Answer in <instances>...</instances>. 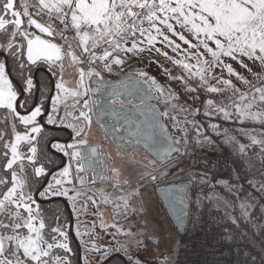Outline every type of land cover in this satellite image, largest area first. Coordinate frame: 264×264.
<instances>
[{
	"label": "snow or ice",
	"instance_id": "obj_1",
	"mask_svg": "<svg viewBox=\"0 0 264 264\" xmlns=\"http://www.w3.org/2000/svg\"><path fill=\"white\" fill-rule=\"evenodd\" d=\"M23 12L17 11L14 8V0H0V11L4 16L11 14L13 20H7L4 16H0V30L7 31L8 27H12L11 38L7 43V50H10V55L19 59L17 53L20 51V45L17 44V38L20 41H26L27 61L35 63L37 60H46L55 65L61 60V48L52 43L50 40L42 39L39 35H33L30 28L38 29L40 33H44L49 37L56 34L57 29H60V36H64V30L72 29L75 31V38H78V47L82 52L78 56L71 50L72 45H68L67 56H70L74 62L81 61L85 56H90V60L84 62L95 63L103 61L104 67L108 68V61L112 64L120 65L124 61L120 54L141 55L144 52L151 54L155 52L162 55L166 60L171 61L173 65H177L187 70L186 76H172L171 80L189 79L192 76H198L200 84L197 87L190 89L191 92L198 91L203 88L208 93L222 92L224 89L220 85L231 86L233 88V96L229 98L238 119L262 121L264 122V110L253 111L254 105L264 104V88H251V100H248V94L242 93L238 88L232 85L230 79H224L223 76H213L212 70L215 68H224L229 76H235L243 83H249L243 76L237 73L231 64L225 63L224 58H229L240 64L242 68L251 69L244 62L246 57L254 63L259 61L264 65V0H37L35 5L25 4ZM29 7L38 9L37 15L47 10L50 17L49 23H40L32 18V14L28 11ZM22 17H27V26H24ZM180 25L184 30L191 33L192 39L187 38L183 32L177 31L172 23ZM147 22V28L142 25ZM62 26V28L60 27ZM139 33V38L137 37ZM154 33V34H153ZM167 33L178 37L187 48L181 47L180 43L173 40ZM125 37H129L131 46H128V41ZM142 38V39H140ZM193 39L196 43H193ZM123 42V45H122ZM157 43L164 45L166 48H171L174 53L184 56V60L173 59L168 55L167 51L161 52L157 47ZM215 45V47L210 46ZM143 45V46H142ZM201 48L203 51H201ZM102 50V54H98L97 50ZM2 54V53H0ZM23 55V53H21ZM210 56L211 59H204L205 56ZM195 60L196 63H188L185 60ZM21 70L23 63L20 64ZM6 61H0V108L9 110L17 116L25 125L35 124L37 117L41 115V107L36 106L28 115L20 116L16 112L17 93L12 87L11 81L8 79L6 72ZM196 68V72H193ZM167 73V69H165ZM94 73L90 69L87 75L92 76ZM85 73L80 72V83L83 84ZM99 75V73H95ZM140 77L145 80H152V84L156 82L153 78L147 77L144 72L139 73ZM207 77H212L216 81L215 86H208ZM32 79L26 80L28 86L25 90L30 91L32 87ZM56 88L63 92H68L61 82L56 84ZM155 90L160 96L165 97V108L167 109L174 95L170 92L166 94L165 88L156 86ZM71 91L73 97H85L83 106H89V100L86 98L88 92ZM112 103H119L118 93H112ZM58 97H52V103L55 106L58 103ZM193 99H198L194 97ZM79 102V101H77ZM207 111L206 115L213 112L221 114L224 119H229L230 114L225 107L214 105V101L209 99L204 102ZM22 106V105H21ZM173 110L176 108L173 105ZM181 112L188 113L189 109L181 107ZM194 114V113H193ZM168 111L161 113V116H169ZM80 117L84 121L90 118L84 111L80 112ZM176 120L175 117H170ZM77 118V123H80ZM48 123H55L52 115H49ZM192 128L195 129L196 140L195 144L203 146L205 143L210 144L211 139L201 131L199 124L195 121H188ZM177 127L185 132L188 129L177 123ZM214 129L216 125H209ZM41 132L39 126L31 127L30 133L20 135L15 134V139L10 145L11 156L5 152L7 163L3 168L5 171L11 170V187H7L8 181L0 179V186L7 187V191L3 193L0 199V264H65V259L60 256H53V248H61L70 251L66 243H56L55 237H52L53 242H47L41 235V231L45 228L43 220L39 222L37 227L33 221L37 219L38 209L34 208L35 199L24 191L26 181L29 179L25 175L26 165L23 163V157L18 153V144L20 141H35L36 137L32 134ZM221 133L217 130V135ZM245 135H250L244 133ZM81 133H77L80 136ZM223 135L227 142H232L233 137L228 136L227 132ZM4 136L0 132V139ZM252 144H260L264 148V140H257L254 136H250ZM78 143L83 144L80 140ZM185 147V152L191 147L187 135L182 136L179 141ZM4 148H9L8 143L3 144ZM70 160L79 158L80 152L77 151V144H68L66 147L56 145ZM246 145H239V151L244 152ZM31 155L26 157L28 162H33L36 159L37 148L33 144L29 148ZM179 153V147L176 148ZM20 161L18 164L17 162ZM17 165L16 168L13 166ZM35 177L39 178L45 174L43 167L34 168ZM191 175V182H197L195 174ZM59 178H56V177ZM56 185L63 183H72L70 165L62 171L54 175ZM156 179V177H152ZM205 176L202 174L199 183L203 184ZM218 183H221L218 181ZM227 184V182H223ZM115 187V185H113ZM17 189H20L18 192ZM230 190V189H229ZM264 192V185L259 189ZM51 195H67V189L56 190L50 182L45 191L40 192V196ZM79 195V193H78ZM134 196L135 193H130ZM210 198V197H209ZM93 204L95 199L89 197ZM112 202L116 208H120L119 204ZM245 215L252 207L250 204H243ZM124 209H127V201H125ZM27 213V216L24 214ZM115 227V225H113ZM23 229H27V234H23ZM57 232L58 229H52ZM87 231V228L85 229ZM119 231V229H117ZM60 235H64L60 232ZM139 244V241H137ZM97 252H100L99 247H95ZM107 249L100 252V258L107 256Z\"/></svg>",
	"mask_w": 264,
	"mask_h": 264
},
{
	"label": "rangeland",
	"instance_id": "obj_2",
	"mask_svg": "<svg viewBox=\"0 0 264 264\" xmlns=\"http://www.w3.org/2000/svg\"><path fill=\"white\" fill-rule=\"evenodd\" d=\"M36 3H37V0H14V4L19 5L18 6L19 8L15 10L21 11V12H23L24 10L23 6L25 4L35 5ZM28 11L32 14V18L36 19L40 23L52 22L50 21V17L47 13V10L41 12L39 15L36 14L38 9L35 7H29ZM6 19L11 21L14 18L9 13V17ZM22 19L24 21V26L28 27L27 17H22ZM60 27L62 28V26ZM12 30L13 28L11 27L10 34ZM29 30L31 34L39 35L41 36L42 39H45V40H50L52 43L57 44L61 48V60L58 63L61 69V73H60V77L58 81L56 82V84L58 82H61L64 88L68 89L69 91L63 92L61 90H58L55 84V89H54V93L52 97L57 96L59 99H58V103L54 106L52 103V98H51L50 105H49V112L47 115L48 117L46 119L47 122L49 119V115H52L55 119V123H57L58 125L67 124L65 119L62 117L63 115L62 112L67 107L78 103L77 102L78 97H73L71 95V91H79V89H81V85H82L80 83L81 70H83V72L85 73L83 77V85L85 84L84 81H86L87 78L89 77L87 73L89 72L90 69L92 70L94 74L100 73V74H107L111 76L119 75L123 71H134L138 74L141 72H144L147 74V77L153 78L155 80L156 82L155 85L152 84L151 79L147 80L150 83V85L154 88V90L156 86H161L165 88L166 94L170 92L172 95H174L175 99L171 101L169 107L166 109L165 108V97L160 96L159 93L155 90V92L159 95V98H160L159 104H160V108L162 112L168 111L172 117H175L176 119L182 118L183 120H185L184 126L188 129V131L185 132V135H187L189 143L190 142L193 143L196 140V133H195V129L192 128L191 124L187 123L188 121H195L197 124H199L202 132L208 133V137L211 139L213 143L212 144L205 143L203 146L197 144L195 147L197 149L194 151V153L198 149H201V147H206L208 149L215 148L216 150H219L220 152H222V150H220L221 149L220 141L221 140L223 141L224 139H226V137L223 135L224 132L221 133L220 135H217V132H214V130H212L209 127V125H213V124H209L207 122L208 118L204 114V110H203L205 106L204 102L214 97L213 96L210 97L208 95V92H206L203 88H199L198 91L196 92H191L190 91L191 88L185 83L186 79H183V80L169 79V74L172 76H177V77L186 76L187 70L184 71L180 66L173 65L171 61L166 60L162 55H158L155 52H152L151 54H149L147 51L141 55L120 54L124 62L120 65H114L112 64L111 60H109L108 68L104 67L103 61H96L95 63L84 62L86 60H90L91 59L90 56H85L81 59V61L74 62L70 56L66 55L69 44L72 45L71 50L74 51L78 56L82 52V49L78 47L79 40L78 38H75L74 30L72 29L64 30L63 34L66 37V39L61 38L60 29H57L56 34L53 37H49L44 33H40L39 30L35 29L34 27H31ZM137 37L139 38V33H137ZM125 40L128 41V46L130 47L131 46L130 38L125 37ZM23 43L25 45V57L27 59V55H26L27 43L26 41H23ZM122 45H123V42H122ZM162 47L163 48L159 47L161 49V52L167 51L168 55L172 57L173 59H175L173 56L175 54H173V51H171V49H168L164 46ZM97 52L98 54H102V50L98 49ZM224 59H225V63L231 64L237 73H239L240 75L244 74L245 77H247L248 79L251 78L252 74L248 71V69H246V71H242L240 69L242 67L240 66L239 63L232 61L229 58H224ZM37 61H46V60L41 59ZM46 62L51 63L49 61H46ZM57 62L55 64H57ZM244 62L245 63L247 62L246 57L244 58ZM255 66L256 65L254 64L253 68ZM250 67L251 65L249 64L248 68ZM165 69H167V73L165 72ZM212 73H213V76L215 77L223 76L224 79H227V76L229 75L228 72L224 68H215L212 70ZM230 78H233L234 81H237V78L235 76H231ZM143 79L145 80V78ZM207 79H208V86L211 85V82H212V85L214 86L216 85L215 79H213L212 77H208ZM249 82L251 83L252 81L249 80ZM262 82L263 80L255 82L254 87L261 85ZM236 84H238V82H236ZM241 86L244 87L246 86V84L239 85L238 88H240ZM12 87H13V84H12ZM194 97H198V99H193ZM173 105L176 108L175 111L173 110V107H172ZM181 107L189 109V112L185 113V112L179 111ZM253 109L255 111L264 110V104H261V106L254 105ZM42 112L43 111H41V114ZM28 114H30V112L27 114H23V115H28ZM39 117H37L36 121L39 119ZM21 124L22 126H24V129L18 130L17 132H15V134L19 133L20 135H24L25 133H30L31 127H34V126H39L40 128H42L41 124H39L38 122L37 123L35 122V124H32V125H25L22 122ZM76 125L71 124V128H73L72 126L76 127ZM227 126L229 127L228 130H231V132L227 131L228 136L233 137V134H234V132H232V129H233L234 131L238 132V139L242 142H245V144L248 142H251L250 136H254L257 140H264V122L262 121L245 120L241 124H231L228 122ZM39 133H34L32 135H34L37 138ZM244 133H248L250 135H245ZM15 134L13 135L12 140L9 144L8 158H10L11 156L10 145L15 139ZM174 134L178 136L181 135L178 129H175ZM33 142L34 141H31V142L30 141H20L18 144V153L22 157L24 155H27L28 149L24 150L25 146L26 144L33 143ZM56 145L61 146L60 144L54 143L52 145V148L59 149V147H56ZM182 153H185L184 145H183ZM192 154H193V150L191 149L185 158L191 157ZM19 162L20 161H18L17 163ZM15 166L16 165H14L13 167ZM35 167H38V166H35ZM256 171L257 169L251 167L248 171L249 175L246 177H240L239 182L242 183L244 179L246 180L250 178V176L253 178L257 176H261L256 182L257 185H260V183L264 182V174L262 173L261 175H258V172H257V175H256L255 173ZM57 173L59 172H56L50 177V179L47 181L46 186H44V188H42L40 192L45 191V189L48 188V185L50 182L52 183L53 188H55L58 191L64 190V189H67V191L70 190V185L69 186L67 185L68 183H63L61 185L55 184V180L53 179V177ZM120 173H121L122 181L132 180L131 176L128 175L125 172V170H122L121 167H120ZM178 174H180L183 178V174L182 172H180V169L178 171ZM144 177L145 179L143 180V183L141 184L143 185V187L140 186V188L143 189V201H144L146 211H147L146 212L147 213L146 222L150 224V227L154 232V236H157L160 239L159 247L158 246L154 247L150 245V243L147 242L145 239L139 242V244L136 243L129 228H126L122 225L124 222L122 220L123 210H119L118 213H115V214H118L119 217H118V220L114 222L108 221L107 216L109 217V215L105 213L106 210H92L90 213H87L88 210H86V213H81L80 211L75 210L76 212L78 211L77 212L78 214L74 213V216H73L76 220L73 232L76 238L80 241L84 239H92L96 242V244H98V246L109 249V252L122 253L128 259L129 264H173L178 254V251L182 245V240H183L184 235L179 236L178 232L176 231L174 227V224L170 220L169 216L165 213V209L163 208L161 202L158 200V197L156 196L155 183H150L151 178H150V175L148 174L147 169H145L144 171ZM56 178H59V177L57 176ZM8 187H11V183L9 184ZM6 191L7 189L5 190V192ZM17 191L19 192L20 189H17ZM40 192L38 193L37 197L41 200L51 197V193H49L47 196L42 197L40 196ZM72 195L73 193H71V196ZM31 196L35 199L34 195H31ZM75 197H73V200ZM69 202L72 205V199ZM121 205L122 203L120 204V206ZM37 206L38 204L36 202V204L33 205V207L37 209ZM76 207H81L80 203H77ZM24 215L27 216V213H25ZM36 215H37V219L34 220L33 223L38 227L39 222L41 220L37 213ZM81 223H85L88 226V230L86 231L85 234L81 233V231L79 230V226L81 225ZM113 225H115V227H113ZM117 229H119V231H117ZM23 234L25 235L27 234V229H23ZM41 235L43 236L42 231H41ZM56 243H66L68 245L67 236H65V234L62 235L61 237L57 239ZM60 249L61 248H53L52 254L53 256H60L64 258L65 264H67L68 260L66 256L61 255L58 252V250ZM81 260H82V264H97L101 260V258H100V255L98 254L91 257L89 254L83 251Z\"/></svg>",
	"mask_w": 264,
	"mask_h": 264
},
{
	"label": "trees",
	"instance_id": "obj_3",
	"mask_svg": "<svg viewBox=\"0 0 264 264\" xmlns=\"http://www.w3.org/2000/svg\"><path fill=\"white\" fill-rule=\"evenodd\" d=\"M18 6V4H14L15 9L19 8ZM0 16H4V13L2 11H0ZM8 17L9 14L4 16L5 19ZM172 23L176 27L177 31L183 32V34L187 38L192 39L191 33L184 30L180 25L175 24V21H172ZM148 26L149 25L147 24V22L142 25V27L145 28H147ZM10 28L11 26L7 28V31L0 30V52L3 53V56L0 55V61L6 60L10 77L16 83H19L23 87L24 94L20 99L19 109H25L29 107L33 100L35 87H31V91H26L25 89L28 87L26 85V80L28 78H33L34 70L39 66L48 68L54 80L57 79L60 72L56 67V64L52 65L51 63H48L46 61H36L35 63H29L25 57V45L23 41H20L19 38H17L16 41L17 44L20 45V51L17 53L19 59H16L12 55H10V50H7V43L11 38ZM167 34L177 43H180L182 49L187 48L186 45L179 41L178 37L172 36L171 33ZM193 43H196L194 39ZM156 46L163 48L162 46L164 45L161 46V44L157 43ZM210 46L215 47V45L211 44ZM201 51H203L202 48ZM21 53H23V55H21ZM173 54H175L173 55L175 59H185L183 55L174 52ZM204 59L210 60V56L206 55ZM185 62L192 64L196 63L194 59L190 61L185 60ZM21 63H23L24 65L22 70L20 67ZM58 63L59 61L57 62V64ZM246 64L248 66L249 64L251 65V78L248 79L244 74L241 76H243L248 82L249 80H251V83L249 82L246 84V86H241L240 88H238L239 85H244L245 83L238 79L237 81H234L233 78H230L229 75L227 76V79H230L232 85L238 88L240 92L247 93L248 100H251V88L254 87L255 82L263 80L261 85L255 87L264 88V65H262L259 61L254 63L249 59H247ZM254 64L256 66L253 68ZM240 69L242 71H246L247 68ZM183 70L186 71V69ZM192 71L195 72L196 68H193ZM37 80L39 83L40 91L39 99L42 98L43 102H45L50 92L51 78L45 73H39L37 75ZM32 82L35 83L34 80H32ZM236 82H238V84H236ZM185 83L190 88L197 87V85L200 84V79L198 76H192L189 79H186ZM210 86H214L212 85V82ZM220 87L224 89L222 92L208 93V95L210 97H214L211 99L214 101V105L225 107L226 111L230 114V118L224 119L221 114L216 113L214 110L212 113L206 115V105L204 106L203 110L204 114L208 118L207 122L209 124L217 126L216 129L210 127L212 130H214V132H217V130L220 133L227 131L231 132V130H228V122L231 124H241L245 120L238 119L236 117L234 109L230 103L229 98L233 96V88L231 86L224 85H221ZM257 106H261V104ZM253 111L255 110L253 109ZM23 129L24 126H22L17 116L12 114L7 109L0 108V132L4 133L3 138L0 139V179H6L8 181L7 187L11 183V170L5 171L3 166L4 164H6L8 158L4 156V153L7 152L9 156V148H4L3 144H10L15 132ZM232 132H234L232 142H227V139L220 141L221 146H224V148L228 149L233 155L234 161L232 167L230 168H227L219 163H214L210 166H206L201 162H198L194 153V151L197 149L195 148L197 145L195 144V141L193 143H189L191 146L189 148V151L191 149L193 150V154L191 157L185 158L189 151L180 153L175 155L168 162L161 164L160 166H165L170 162L175 163V165H179L180 172H182L183 174V178L185 180H188L189 182L191 180L190 174L194 173L196 176L197 182H191L188 191V196L191 202V214L186 231L195 230L196 216L198 214L200 206L204 205L205 201H203V194H205L207 200L205 203L206 206H208L211 212L214 211L217 213L219 224L227 231L231 239L234 242H241L250 245V247L256 250L260 258L264 262V192H261L259 190L260 186L264 185V182L260 183V185H257L256 182L261 176H257L255 178L250 176V178L246 180L244 179L242 183L239 182L240 177H246L249 175L248 171L251 167L257 169V171L255 172L256 175L257 172L258 175H261L262 173L264 174V148H262L260 144H252L251 142L245 144V142H242L238 139L237 131H234L232 129ZM203 133L208 136L207 132ZM49 138L50 132L45 135H41L35 142L37 146V152L35 154L36 159L34 162H32V164L35 163L36 165H45L47 158L50 156V153L47 149ZM212 143L213 142H211V144ZM28 145L29 144H26L25 148ZM239 145L247 146L244 152L239 151ZM212 151H216V149L214 148L212 149ZM25 165V175L29 177V179L26 181V184L29 186H26L24 188V191L28 194L33 195L43 184L45 175L37 178L34 175V171H31L29 164L26 163ZM145 166L147 169L146 164ZM202 174L205 176V181L203 184L198 182ZM218 181H220L221 183H218ZM223 182H227V184ZM7 187L0 186V199H2L3 193L5 192ZM245 203L252 205V207L247 211L246 215L244 214L245 209L244 207H242V205ZM60 207L62 206L58 200L38 204V215L40 217V220H43L45 224V228L43 230L44 238L48 241L52 240L51 238L54 236V232L52 231V229H60L59 225H61L62 223H67L68 221L66 212H64L63 210H59ZM165 213L167 214L166 211ZM64 217H66L65 220ZM179 236H181V234H179ZM142 240L143 239H140V241ZM58 252L60 253V251ZM119 262L122 264L121 261ZM70 264H78L75 252L70 258Z\"/></svg>",
	"mask_w": 264,
	"mask_h": 264
},
{
	"label": "flooded vegetation",
	"instance_id": "obj_4",
	"mask_svg": "<svg viewBox=\"0 0 264 264\" xmlns=\"http://www.w3.org/2000/svg\"><path fill=\"white\" fill-rule=\"evenodd\" d=\"M0 55L3 56V53ZM56 67L61 73V69L59 68L60 66L56 64ZM5 71L9 79L11 80L15 91L17 92L18 90L17 96H19L20 94V89H22L24 94L23 87L19 83H16L10 77L7 68V62H6ZM123 72H121L119 75L116 76L100 74V73L97 76L107 77L112 80H117ZM39 73H45L51 78L50 92L45 102H43L42 98L39 99L40 91H39V83L37 80V75ZM60 73L57 79L54 80L48 68H45L43 66L37 67L34 70L33 78H31L35 82L32 83V87H35L32 103L29 105L28 108L25 109H19V104L18 107L16 108V112L19 113L20 116L31 112L36 106H40L43 111L39 119L36 121V123L38 122L39 124H41L42 127L41 132L38 134L36 140L33 143H28L29 145L24 149V150L28 149V151H27V155L23 156L24 158L23 163L29 164L31 171L32 170L34 171L35 166L43 167L44 171L46 172V175L43 179V183L46 178H48L49 180L53 174H55L56 172H60L65 167H69L70 165L72 183L67 184L68 186L70 185V190L67 191V195H51L50 198L42 199V200H51V201L58 200L62 206L59 208V210H63L67 214V220H68L67 223H62L61 225H59L60 230L58 229L57 232H54L53 237L56 238L55 240L56 242L57 239L62 236L60 235V232H63L65 236H67L68 248L70 249V251H66L64 249L62 250L60 249L58 251H60L61 255L66 256L68 260L67 264H70V258L75 252L77 256V263L79 264L78 259H80L82 264L81 256L83 254V251H85L87 254H89L92 257L95 256L96 254L100 255V252H103L105 249H107V248H100V252H97L95 250V247H97L98 244H96L94 240L84 239L80 241L74 235L79 244V249H78L77 244L72 238L70 234V226L72 223V232H73L76 222L75 218L73 217L74 213L78 214L77 213L78 211H80L81 213H86V210H88L87 213H90L92 210H106L105 213L108 214L109 217L107 215L105 216H107L109 222L117 221L119 215L115 213H118L119 210H123L122 220L124 222L122 225L126 228H129L136 243L137 241L141 242L140 239H145L147 242L150 243V245L154 247L156 246L159 247L160 239L157 236H154V232L151 229L150 224L146 222L147 211L143 201V189H141L140 186L143 187V185L141 184L145 179L144 177V171L146 169L145 164L147 165V171L151 178L150 183H155V187H156L159 183L165 182L168 179L167 177L163 180H158L157 175L161 172L162 169L175 166V163L170 162L165 166H160L161 164L157 165L156 163L152 162L145 155L144 150H142L139 146H135L134 143L132 142V139H130L127 136V133L124 132V130L121 129L120 127L116 128L117 135H115L116 139L120 142V146H117L114 143V136L107 135L104 131L102 124L98 123L97 119L100 118L102 121L106 122L108 121L107 117L110 113V110L113 109L122 110L124 108H133L134 104L131 101L124 102L119 99L120 102L115 105L111 101V105L109 107L108 105H106V102L102 98V96L97 94V89L89 88L88 79L90 76L87 78L86 81H84L85 84L81 85V89H79V92H85L86 90H90L88 92V96L86 97L89 100V106L87 108L83 106V99L85 97H78L79 102L77 104L67 107L62 112L63 114L62 117L67 122L66 125H58L57 123H48L46 121L48 117L47 116L48 113L44 115V112L46 109L48 98L50 99L49 100V105H50V101L55 89V84L60 77ZM93 81H96V79ZM110 87H112V84L102 88L101 91L104 93L103 94L104 97L110 92L107 91L109 90ZM20 99H19V103H20ZM81 111H84L88 114L90 118L88 121H84L83 118L80 117ZM40 118H42V121L40 120ZM77 118L80 119L81 121L80 123H77ZM71 124L72 125L77 124V125L76 127L72 126L73 128H71ZM48 132H50V138L47 143V149L50 153V156L47 158L45 165L44 164L36 165L35 163L32 164V162L31 163L28 162L26 157L28 155H31V153L29 152V148L33 146V144L35 145V147H37L35 143L37 139L41 135H45ZM77 133H81V135L77 136ZM80 140H83L84 143L83 144L78 143V141ZM54 143L60 144L61 146L64 147H66L68 144H77L76 150L79 152L81 151V149L88 150L93 156V158L97 160L96 165L97 168L98 167L99 168L94 169L93 162L90 161L86 163L85 168L87 169L92 168L91 171H84L83 164L80 167H77L76 165L81 161L84 162V158L81 159V155L79 156V158L75 160H70L69 156L66 155L65 152L62 151L60 148L59 149L52 148V145ZM15 167H17V165ZM120 167L122 170H125V172L128 175L131 176L132 180H129L130 182L121 180ZM153 176L156 177V179H152ZM46 184L44 186H46ZM42 185L38 188L39 190V191L37 190L38 193L42 190V188H44V186L42 187ZM113 185H115V187ZM70 192L73 193L72 196ZM35 193L33 195H35ZM130 193H135V195L130 196L129 195ZM73 197H75L74 200ZM89 197L95 199L96 203L93 204L91 200H89ZM35 199L37 204H39L40 202H38L37 200L39 198H35ZM63 199L66 201L68 207L65 205ZM71 199H72V205L69 202L71 201ZM106 199H108L109 201H114L116 204L119 205L122 203V205L120 206V208H116L112 202L106 203L105 202ZM125 201H127L126 211L124 209ZM77 203H80L81 207H76ZM68 210H70L72 218ZM75 210L78 211L76 212ZM65 219L66 217H64V220ZM86 228L88 230V226L85 223H81V225L79 226V230L83 234L86 233L85 231ZM153 238H156L155 239L156 243L152 242ZM49 242H53V241L50 240ZM107 253H108L107 256L101 259L97 264H102L103 262H105V264H111V263L121 264L119 261H121L122 264H129L128 259L122 253L109 252V249H107Z\"/></svg>",
	"mask_w": 264,
	"mask_h": 264
},
{
	"label": "water",
	"instance_id": "obj_5",
	"mask_svg": "<svg viewBox=\"0 0 264 264\" xmlns=\"http://www.w3.org/2000/svg\"><path fill=\"white\" fill-rule=\"evenodd\" d=\"M96 81H93L95 80ZM89 88L97 89V94L101 95L105 100L106 105L110 107L113 99L112 93H118L119 99L127 102L131 101L134 104L133 108H124L122 110H110L107 117L108 121H102L100 118L97 122L102 124L104 131L109 136H114V143L120 146V142L116 139V128L120 127L127 133V136L132 139L135 146H139L144 150L145 155L157 165L168 162L175 155L182 153L183 144H180V138L185 135V131L177 127V123L184 125L182 118L176 119V128L180 132V136L170 131L163 121L161 116L162 110L159 104V95L155 92L154 88L140 75L134 71H124L117 80H112L107 77H99L95 74L88 79ZM112 84L109 88L110 91L105 97L103 96L102 88ZM106 92V91H105ZM23 91L20 89V94L17 98L16 108L19 104V99L22 97ZM49 98L47 100L44 115L49 110ZM42 121V118H40ZM179 147V153L176 148ZM81 159L84 162L77 163V167L84 165V171H91L92 168H85L87 162H93V168L98 169L96 159L93 158L88 150L81 149ZM63 164V163H62ZM180 166H173L162 169L157 175L158 180H163L168 177L167 181L159 183L155 187V193L160 200L163 208L167 212L170 220L174 224L176 231L184 235L189 223L191 214V202L188 196L190 182L182 178L178 171ZM48 177V176H47ZM48 178L45 179L42 187L47 183ZM41 187V188H42ZM40 188V189H41ZM39 191V190H38ZM34 197H37V193ZM38 202L44 203L51 200H40ZM65 205L68 207L66 201ZM69 214L71 216L70 210ZM72 218V216H71ZM70 234L74 239L79 249V244L72 232V223L70 226ZM156 238L152 242L156 243ZM97 247H100L97 245ZM80 254V253H79ZM81 264L80 259H78ZM102 264H105L103 262Z\"/></svg>",
	"mask_w": 264,
	"mask_h": 264
},
{
	"label": "built area",
	"instance_id": "obj_6",
	"mask_svg": "<svg viewBox=\"0 0 264 264\" xmlns=\"http://www.w3.org/2000/svg\"><path fill=\"white\" fill-rule=\"evenodd\" d=\"M162 116L168 129H176V120ZM219 150L212 151L201 147L195 152L196 159L203 165L219 163L227 168L232 167L233 155L220 145ZM205 201L196 216L195 230L185 232L182 245L173 264H264L256 250L250 245L234 242L227 231L219 224L216 212H211Z\"/></svg>",
	"mask_w": 264,
	"mask_h": 264
}]
</instances>
